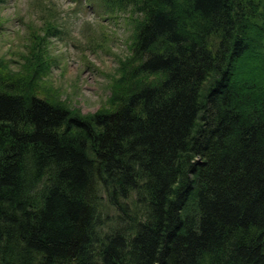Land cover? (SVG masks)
Here are the masks:
<instances>
[{"label":"trees","instance_id":"1","mask_svg":"<svg viewBox=\"0 0 264 264\" xmlns=\"http://www.w3.org/2000/svg\"><path fill=\"white\" fill-rule=\"evenodd\" d=\"M87 1L138 16L97 113L45 80L54 8L0 58V264H264V0Z\"/></svg>","mask_w":264,"mask_h":264},{"label":"rangeland","instance_id":"2","mask_svg":"<svg viewBox=\"0 0 264 264\" xmlns=\"http://www.w3.org/2000/svg\"><path fill=\"white\" fill-rule=\"evenodd\" d=\"M44 7L54 8L62 30V35L46 38L47 54L55 63L45 80L61 91L63 102L84 115L95 114L111 95L120 62L131 56L132 21L138 16L130 11L110 14L87 0H0V58L13 71L29 54L31 28H45ZM103 205L104 215L113 218L116 213Z\"/></svg>","mask_w":264,"mask_h":264}]
</instances>
